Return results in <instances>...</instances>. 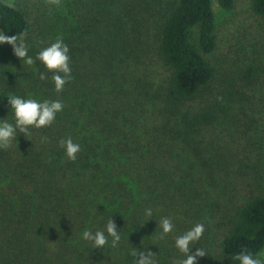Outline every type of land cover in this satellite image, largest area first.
I'll list each match as a JSON object with an SVG mask.
<instances>
[{"label":"trees","instance_id":"obj_1","mask_svg":"<svg viewBox=\"0 0 264 264\" xmlns=\"http://www.w3.org/2000/svg\"><path fill=\"white\" fill-rule=\"evenodd\" d=\"M8 1L0 0V33L25 42L29 22ZM213 1L225 11L235 3L111 0L106 8L85 9L80 16L68 8L64 26L51 31L50 39L24 43L35 59L63 38L72 80L61 93L54 91L51 73L39 78L45 72L39 61L28 66L5 44L1 121L14 123L11 95L60 100L63 110L50 127L30 129L27 137L17 133L11 147L0 150V264H132L134 251H151L156 264L184 258L175 247L184 227L177 218L180 201L194 200L187 194L193 183L212 179L214 170L225 172L221 158L203 155L197 135L231 122L235 108L244 112L248 104L249 110L264 111L258 67L241 68L237 79L233 73L216 80L209 60L216 47ZM250 9L264 18V0H250ZM148 26L170 73L162 87L143 75L149 64ZM68 137L81 147L74 162L59 146ZM259 153L262 163L264 150ZM257 190L261 193H251L226 223L220 250L232 264L242 251L255 256L264 250V191ZM146 208L152 209L150 220ZM162 217L174 225L163 240ZM111 218L121 236L118 246L111 247L109 238L106 249H93L82 233L103 230ZM197 264H202L198 258Z\"/></svg>","mask_w":264,"mask_h":264},{"label":"rangeland","instance_id":"obj_2","mask_svg":"<svg viewBox=\"0 0 264 264\" xmlns=\"http://www.w3.org/2000/svg\"><path fill=\"white\" fill-rule=\"evenodd\" d=\"M109 1L61 0L58 7L47 5L45 0H9L7 4L21 10L29 22L30 33L24 43L36 44L41 43V40L47 41L53 35L51 31L64 26L62 17L68 8L80 16L85 9L106 8L110 5ZM213 11L216 47L209 60L215 68L216 80H223L227 74L233 73L230 77L237 79L241 68L255 66L260 75L258 84L264 88V18L252 13L250 0H235L230 11L222 10L213 1ZM146 31L147 37L150 36V42L146 45L149 64L148 71L143 75L154 86L162 87L167 84L170 73L151 42L153 28L148 26ZM5 51V44H0V73L3 68L2 54ZM217 81L213 86L217 85ZM183 105L186 108L191 106L188 103ZM192 106L196 107L195 104ZM247 108L244 112L238 108L233 109L230 112L231 122L221 121L205 127L196 137L197 147L202 149L203 155L221 158L220 165L225 170H214L212 179L193 183V188L187 194L194 200L180 201L181 206L177 211V218L184 226L180 235L197 223L205 226L203 236L189 253L193 254L197 248H203L207 255L197 257L202 264H232L223 257L220 250L227 229L226 223L234 211L248 201L251 193H261L257 187L264 191V178L259 179V175L264 174V161L261 160V163L259 160L263 155L259 152L264 150V111L256 108L249 110L248 104ZM260 253H264V250Z\"/></svg>","mask_w":264,"mask_h":264},{"label":"clouds","instance_id":"obj_3","mask_svg":"<svg viewBox=\"0 0 264 264\" xmlns=\"http://www.w3.org/2000/svg\"><path fill=\"white\" fill-rule=\"evenodd\" d=\"M50 6H60L61 0H45ZM0 44H8L12 47L15 56L31 66L39 61L45 68V72L40 74L41 80L48 78L47 73H51V80L54 83V91L61 93L66 83L72 80L69 48L64 43L62 37H57L55 42L40 50L35 59L29 56L28 49L23 42L22 36L8 35L0 33ZM8 103L13 112L14 123H9L6 119L0 121V150H7L11 147L13 141H16L17 133L24 137L31 135L30 129H43L50 127L56 119L58 113L63 110V103L60 100H44L40 102L33 98H22L11 95L8 97ZM47 137H42V142H46ZM59 146L64 149L65 156L69 161H75L77 154L81 151L78 143L73 142L71 137L61 139ZM145 216L152 217L151 208L145 209ZM161 230L159 238L165 239L173 231L174 225L169 217H162L158 223ZM205 226L203 223L195 224L190 230L176 237L175 247L183 254L176 264H197V257L207 255L203 248H197L193 254H189L193 245H195L203 236ZM82 238L91 243L93 249H106V245L111 238V247H117L121 236L117 230L114 220L111 218L103 230L95 233L85 230ZM155 254L151 251H134L132 264H156ZM238 264H264V253H257L255 256L248 252L242 251L233 257Z\"/></svg>","mask_w":264,"mask_h":264}]
</instances>
